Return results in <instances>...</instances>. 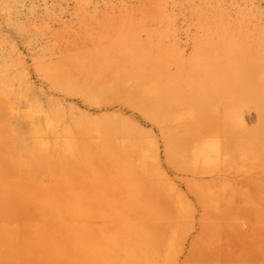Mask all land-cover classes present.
Masks as SVG:
<instances>
[{"label": "rangeland", "instance_id": "1", "mask_svg": "<svg viewBox=\"0 0 264 264\" xmlns=\"http://www.w3.org/2000/svg\"><path fill=\"white\" fill-rule=\"evenodd\" d=\"M0 264H264V0H0Z\"/></svg>", "mask_w": 264, "mask_h": 264}]
</instances>
